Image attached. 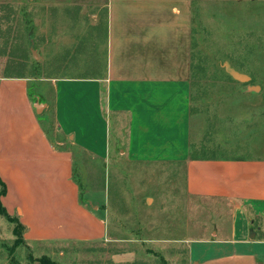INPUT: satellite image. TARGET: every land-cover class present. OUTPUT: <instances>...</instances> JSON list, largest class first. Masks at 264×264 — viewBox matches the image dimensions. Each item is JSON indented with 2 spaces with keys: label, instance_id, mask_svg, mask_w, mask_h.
<instances>
[{
  "label": "crops",
  "instance_id": "obj_1",
  "mask_svg": "<svg viewBox=\"0 0 264 264\" xmlns=\"http://www.w3.org/2000/svg\"><path fill=\"white\" fill-rule=\"evenodd\" d=\"M103 8L93 14L92 35L84 36H91L83 41L90 47L79 48V75L17 73L14 65L8 71L17 59L0 53V180L6 188L0 202L24 226L23 239L122 240L109 235L104 204L81 195L74 165L86 156L99 174L110 161L112 124L124 116L127 163L180 169L187 196L230 205L229 227L210 239L142 241L185 243L187 264H264L256 225L264 221V157L193 151L191 0H104ZM49 43L46 66L57 52ZM67 50L70 59L76 49ZM32 82L40 84L35 91ZM201 142L199 135L197 147ZM199 248L209 253L198 254ZM111 260L133 264L136 252H114Z\"/></svg>",
  "mask_w": 264,
  "mask_h": 264
},
{
  "label": "rangeland",
  "instance_id": "obj_2",
  "mask_svg": "<svg viewBox=\"0 0 264 264\" xmlns=\"http://www.w3.org/2000/svg\"><path fill=\"white\" fill-rule=\"evenodd\" d=\"M191 2L198 80L193 151L205 156L264 157V0ZM103 4L104 0H0V53L17 59L10 61L7 70L14 65L13 72L30 71L38 76L84 72L77 66L82 57L79 48L87 44H83L85 38H91L93 14L103 13ZM46 39L52 40L57 51H52L48 66L43 59L49 43ZM67 47L76 49L70 59L65 57ZM39 55L42 61L33 63ZM224 62L250 80L242 83L232 79L223 68ZM30 85L35 91L40 84ZM124 125V116L112 124L110 161L99 174L97 165L86 156L83 164L76 161L74 165L75 177L82 184L81 195L104 204L109 235L122 240L22 242L14 246L13 224L0 215V264H37L41 257L56 264H114L111 254L128 249L136 252L133 264H187L185 243H150L142 238L198 240L226 231L230 205L225 200L187 196L181 171L175 167L126 162L122 154ZM199 135L202 147H197ZM156 212L158 220L151 218ZM256 225L258 236L264 238V221ZM197 246L192 244L194 249ZM205 252L209 253L199 248L198 254Z\"/></svg>",
  "mask_w": 264,
  "mask_h": 264
},
{
  "label": "trees",
  "instance_id": "obj_3",
  "mask_svg": "<svg viewBox=\"0 0 264 264\" xmlns=\"http://www.w3.org/2000/svg\"><path fill=\"white\" fill-rule=\"evenodd\" d=\"M195 12L193 10L192 7V23L195 20ZM193 27V25H192ZM194 46L192 44V67H191V82H190V103H191V111L192 114L196 113V110L194 109L196 106V102H197V98H196V92H197V85H198V80L195 78V65H194V57H195V53H194ZM103 98V97H102ZM6 192V188L4 183L0 180V196H2L3 194H5ZM0 215H2L8 222L13 224V229H12V233L16 236V239L14 241V246L17 245L18 243H22L25 242V240L23 239V230H24V226L20 223L19 219L16 216H12L10 215L6 209L4 208V206L2 205V203L0 202ZM37 264H56L55 262L51 261L49 258L47 257H41L38 260Z\"/></svg>",
  "mask_w": 264,
  "mask_h": 264
},
{
  "label": "water",
  "instance_id": "obj_4",
  "mask_svg": "<svg viewBox=\"0 0 264 264\" xmlns=\"http://www.w3.org/2000/svg\"><path fill=\"white\" fill-rule=\"evenodd\" d=\"M30 45H33L32 40H30ZM223 68L225 72L235 81L246 83L250 80V77L247 74L236 70L228 62H224Z\"/></svg>",
  "mask_w": 264,
  "mask_h": 264
}]
</instances>
